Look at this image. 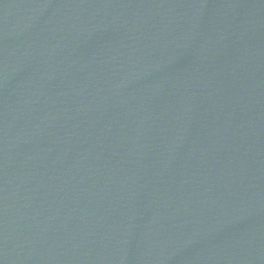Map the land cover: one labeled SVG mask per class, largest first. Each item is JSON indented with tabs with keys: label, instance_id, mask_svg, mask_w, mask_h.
<instances>
[{
	"label": "water",
	"instance_id": "95a60500",
	"mask_svg": "<svg viewBox=\"0 0 264 264\" xmlns=\"http://www.w3.org/2000/svg\"><path fill=\"white\" fill-rule=\"evenodd\" d=\"M0 264H264V0H0Z\"/></svg>",
	"mask_w": 264,
	"mask_h": 264
}]
</instances>
